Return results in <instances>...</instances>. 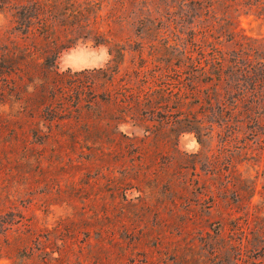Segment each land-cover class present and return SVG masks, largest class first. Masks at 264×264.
Segmentation results:
<instances>
[{
	"label": "rangeland",
	"instance_id": "rangeland-1",
	"mask_svg": "<svg viewBox=\"0 0 264 264\" xmlns=\"http://www.w3.org/2000/svg\"><path fill=\"white\" fill-rule=\"evenodd\" d=\"M244 36L264 0H0V264H264V114L214 74Z\"/></svg>",
	"mask_w": 264,
	"mask_h": 264
},
{
	"label": "trees",
	"instance_id": "trees-1",
	"mask_svg": "<svg viewBox=\"0 0 264 264\" xmlns=\"http://www.w3.org/2000/svg\"><path fill=\"white\" fill-rule=\"evenodd\" d=\"M14 19L13 29L18 31L23 36L28 34H37L43 40H48L51 33L52 21L46 16H41L34 22L28 16L24 15L20 9L15 10L12 14ZM36 24V26H32ZM56 41H51L52 43ZM235 50H232L231 55L226 57L228 53H223L218 47H214V74L217 82L225 81L227 76L234 74L241 77V87L235 90L233 95H230L233 102V109L239 106L242 109L238 113L245 115L246 127L251 126V122L255 121L254 116L264 114V38H249L244 36L241 40L236 42ZM54 47V48H53ZM52 47L53 61L52 65L55 67V60L59 56L62 49L61 44ZM0 84L6 78L5 73L15 72L20 75L24 61L31 54L28 48H21L17 43L11 42V45L0 47ZM43 64V63H42ZM241 83V82H240ZM216 85V84H215ZM238 85V84H237ZM231 87H233L231 85ZM232 91V90H231ZM244 121V120H243Z\"/></svg>",
	"mask_w": 264,
	"mask_h": 264
},
{
	"label": "crops",
	"instance_id": "crops-1",
	"mask_svg": "<svg viewBox=\"0 0 264 264\" xmlns=\"http://www.w3.org/2000/svg\"><path fill=\"white\" fill-rule=\"evenodd\" d=\"M102 60V57H100V61ZM100 61H98V62H100Z\"/></svg>",
	"mask_w": 264,
	"mask_h": 264
}]
</instances>
